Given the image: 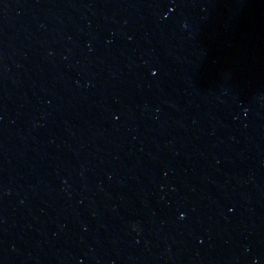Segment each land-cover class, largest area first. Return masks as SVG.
<instances>
[{"label": "water", "instance_id": "water-1", "mask_svg": "<svg viewBox=\"0 0 264 264\" xmlns=\"http://www.w3.org/2000/svg\"><path fill=\"white\" fill-rule=\"evenodd\" d=\"M0 264H264V0H0Z\"/></svg>", "mask_w": 264, "mask_h": 264}]
</instances>
